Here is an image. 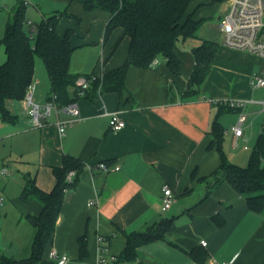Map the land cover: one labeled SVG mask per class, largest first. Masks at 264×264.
I'll return each mask as SVG.
<instances>
[{"label":"crops","instance_id":"1","mask_svg":"<svg viewBox=\"0 0 264 264\" xmlns=\"http://www.w3.org/2000/svg\"><path fill=\"white\" fill-rule=\"evenodd\" d=\"M192 1L186 14L202 23L196 36L183 39L176 46L180 60L178 75L173 74L162 56L147 68L130 66L126 88L122 92H101L94 99L87 95L78 99L81 116L63 135L57 120L70 118L68 113H52L45 119L43 127H37L25 111L28 109L22 100L7 102L17 120L8 122L0 114V155L3 166L9 170L6 175H13L17 169L23 183L4 205L0 238L3 236L18 245V258L29 255L35 232L26 216L38 214L42 209L36 199H20L25 174L35 176L38 186L50 191L56 183L53 167L60 166L63 155L69 153L80 158L85 166L78 173L71 170L74 171L71 182L75 183L65 191L53 239L44 258L49 259L50 250L55 248L59 253L69 255L66 264H97L101 254L115 256L106 264H264V211L251 210L245 197L226 180L215 181L213 173L221 159L217 147H209L213 139L211 128L217 118L224 128V136L226 132L231 133L233 145L231 127L234 124L226 127L224 123L227 111L233 110L239 115V110L222 103L225 100L247 101L244 108L247 119L237 145H242L244 152L234 156V160L230 155L232 162L246 165L245 160L249 161L252 152L249 151L248 136L253 137L252 147L260 135L264 137L261 104L264 86L251 85L254 75L264 77V57L217 42V56L199 92L185 97L183 94L195 64L193 49L204 40H210L204 36L207 24L214 20L216 11L219 15L222 13L218 11L220 2ZM55 2L63 8H54L51 12L68 10L79 17L64 15L61 20L64 18L72 24L71 21L76 20L79 26L85 23L79 31L75 26H69L74 30L71 40L75 46L71 73L79 77L89 76L92 72L104 75L124 63L130 38L122 36L123 28L120 27L105 40L109 12L86 10L75 0ZM26 16L37 23L28 12ZM46 16L43 14L42 19ZM5 59V53H1L0 64ZM38 64L35 59L34 95L42 105L49 98L51 84L49 76L46 77L47 90L38 92ZM106 110L121 111L126 120L125 127L112 130L109 116L104 114ZM14 146L22 155L23 151L33 153L36 167L27 170L14 167L7 158ZM101 162H106L109 169H99L97 164ZM115 166L120 168L114 169ZM166 184L173 190L174 202L169 209L163 210ZM215 215L224 218L223 225L215 223ZM169 217L174 218V226L167 232L165 240L142 245L136 259H124L126 233L143 230ZM82 237L87 245L85 258L80 257ZM106 237H110L109 242ZM201 239L208 242L206 246L201 245ZM108 243V249L103 251ZM167 246L177 252L173 251L176 260L164 258L160 249L167 251ZM193 251L205 253V262L193 258Z\"/></svg>","mask_w":264,"mask_h":264},{"label":"trees","instance_id":"2","mask_svg":"<svg viewBox=\"0 0 264 264\" xmlns=\"http://www.w3.org/2000/svg\"><path fill=\"white\" fill-rule=\"evenodd\" d=\"M86 10L100 9L109 12L104 38L107 40L116 27L123 28V35L130 38L129 50L124 63L106 72L102 78L92 80L85 96L94 99L101 92H122L130 66L150 67L155 59L162 56L174 75L179 74L180 60L176 53L177 44L188 37L196 36L202 20L187 15L191 0H75ZM210 4L223 0H208ZM27 5L16 0L12 15L6 21L5 31L0 45L4 44L6 59L0 64V114L3 119L14 123L15 114L7 106L9 100L20 101L28 86L33 82L35 59H43L51 84L52 94H56L58 105L78 100L77 74L70 72V62L75 46L72 44L74 30L68 27L60 36L57 26L66 15L75 17L68 10L56 11L34 23L26 16ZM120 42V41H118ZM219 44L213 40H204L193 49L195 64L189 77L184 96L196 95L200 85L207 77L217 56ZM88 77V76H87ZM230 107V106H229ZM220 108V113L223 112ZM213 139L209 147L216 146L220 154V164L214 171L216 182L226 180L245 197L253 211H264V137L259 136L254 144L246 165L232 162L223 150L224 128L219 119H215L211 128ZM85 163L78 157L65 153L60 166L53 167L56 178L52 190L40 188L35 176L25 174V184L20 199L38 200L42 209L38 214L26 216L35 232L30 245V253L18 258L0 252V264H57L44 258L45 250L53 239L57 218L62 208L67 188L75 183L67 179L69 171L80 172ZM218 226L224 224L221 215L214 216ZM174 226V218L148 225L143 230L126 233V245L122 252L124 259H136L139 247L155 241L165 240L167 232ZM108 242L110 237H106ZM109 245V243L107 244ZM87 255L85 237L80 239V257ZM193 258L205 262V253L191 252Z\"/></svg>","mask_w":264,"mask_h":264},{"label":"built area","instance_id":"3","mask_svg":"<svg viewBox=\"0 0 264 264\" xmlns=\"http://www.w3.org/2000/svg\"><path fill=\"white\" fill-rule=\"evenodd\" d=\"M26 5L32 0H23ZM220 25L224 34V44L227 46L247 50L251 53L264 57V0H230L228 10L220 16ZM157 62L154 60L153 64ZM102 74L92 72L89 76H80L76 80L77 90L79 97L85 96L86 92L90 89L91 82L94 79L102 78ZM253 87L264 86V77L254 75L251 79ZM23 105L29 110L34 125L43 127L45 119L55 113L58 115L60 112H66L71 117L65 120H57L58 129L61 135L65 133L68 126L72 125L81 116L80 106L78 100L70 102L65 105H58L56 102V94H52L44 104H39L34 95V83L32 82L27 89L25 96L22 99ZM222 103L229 105L233 109L239 110V117L231 130L234 134L233 145H238V138L243 135V124L247 119V114L244 110L247 105L246 100L231 99L225 100ZM264 110V99L261 101ZM104 114L109 116L110 128L114 131L120 130L125 127L126 120L122 117L121 111H104ZM94 167V166H93ZM97 167L102 170H108L109 166L106 162L97 164ZM96 168V167H95ZM115 166L114 169H119ZM3 172L9 173L7 167H4ZM74 171H70L67 179L71 181ZM3 195L0 188V203L3 201ZM174 202V194L170 185L166 184L163 188V210H167ZM102 240V239H101ZM201 245L206 246L207 241L201 239ZM108 249V245L103 247V251ZM49 259L57 262V264H66L69 261L67 253H59L55 248L49 252ZM114 255L101 254L97 264H106L108 260H114ZM217 264H228L217 263Z\"/></svg>","mask_w":264,"mask_h":264},{"label":"rangeland","instance_id":"4","mask_svg":"<svg viewBox=\"0 0 264 264\" xmlns=\"http://www.w3.org/2000/svg\"><path fill=\"white\" fill-rule=\"evenodd\" d=\"M228 1L229 0H223L222 2H220L221 4L218 5V11H221V15H219V12L217 14V11L215 14V18L214 20L210 21L207 24L204 36L205 38H208L210 40L216 41L218 42L221 46L224 45V34L221 30V25H220V17L222 16L226 10L228 9ZM197 0H193L192 3H196ZM16 3V0H0V39H2L3 35H4V31H5V23H6V19L8 17V15H12V7L13 5ZM54 8H63L61 7V5H56L55 0H32L31 3H29L27 5V9H26V13L28 12V14L30 15V18H33V20L35 19L36 22H40V20L42 19L43 14L44 15H50L53 12H51L52 9ZM72 23H67L66 20L63 18L58 26V31L59 34H64L65 30L67 27L71 26H75L76 27V31L80 30V26H85V23H81V25L79 26V22H76V20H72ZM120 29V27H116L112 32H117ZM62 36V35H60ZM75 38H77V36H74ZM5 53V48H4V44L0 45V54ZM36 59L39 61L40 65L38 64V75L40 77L39 82L37 83L38 86V92H42L47 90V80L46 77H48V73L44 64V61L42 60V58L40 57H36ZM38 77V78H39ZM46 80V81H45ZM231 98V97H230ZM249 106V105H248ZM20 108V107H19ZM248 109V113H249V107H247ZM29 113V110H25ZM24 112V110H23ZM31 116V115H30ZM238 113L236 111L230 110L226 112V119H225V123L226 127H230L231 125L237 123L238 121ZM31 120V119H30ZM245 133L246 136H248L249 132H248V128L246 127L245 129ZM252 138L253 137H249L248 136V144L250 146L249 151L253 150L251 148H253L252 146ZM242 145L239 146H234L232 145V137H231V133L226 132V135L224 136L223 139V147L224 150L227 154V157L229 158V160H232V157L230 155L233 156V160H234V156H237L238 154L242 153V151L244 152L243 148H241ZM11 152V153H10ZM229 153V154H228ZM1 154V151H0ZM34 156L33 153H29L27 154V152L23 151V155L21 154V152L17 149L16 146H14L13 148H10V151L7 154V158L9 160H11L13 166H18L21 170H27V169H33L36 166L34 159H32ZM243 160V158H242ZM244 162V161H243ZM248 163V161L245 160L246 164ZM4 166L2 163V157L0 155V188L4 190V192L1 190L2 195H3V201L0 203V222L2 220V211L4 209V205L5 203H7L8 199L12 196L14 191L19 190V186H22V176H20V174L18 173L17 169H15L13 175L7 176L4 172ZM14 189V190H13ZM167 251L163 248L160 249V251L163 253L164 258L166 259H171L172 261L176 260V254H174L173 251H175L173 248H170L167 246ZM0 252L9 256H14L17 257L19 254V250H18V245L16 243L11 242V240L8 239H4L3 236H1L0 238ZM176 252V251H175ZM177 253V252H176Z\"/></svg>","mask_w":264,"mask_h":264}]
</instances>
